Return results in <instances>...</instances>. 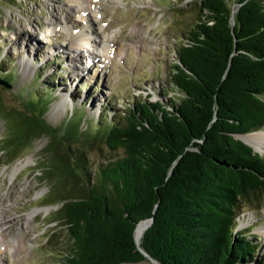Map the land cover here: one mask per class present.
<instances>
[{"label":"trees","instance_id":"1","mask_svg":"<svg viewBox=\"0 0 264 264\" xmlns=\"http://www.w3.org/2000/svg\"><path fill=\"white\" fill-rule=\"evenodd\" d=\"M194 7L199 20L178 44L171 72L183 95L171 108L141 101L118 120L83 129L82 114L72 122L78 113L48 122L44 95L16 108L0 93L6 130L10 114L17 120L14 151L1 147L6 164L49 137L43 181L60 178L48 200L61 202L56 219L72 241L57 264H258V246L237 231V217L243 201L264 204V153L240 137L264 130V0ZM103 141L124 151L93 173L88 152ZM147 218L139 245L135 229Z\"/></svg>","mask_w":264,"mask_h":264},{"label":"rangeland","instance_id":"2","mask_svg":"<svg viewBox=\"0 0 264 264\" xmlns=\"http://www.w3.org/2000/svg\"><path fill=\"white\" fill-rule=\"evenodd\" d=\"M194 1L100 0L91 4V0H0V78H5L1 76L5 73L9 76L5 78L8 85L0 84V93L6 104L16 108L23 107L32 93L44 95L51 100L48 122L59 126L78 113L72 122L82 114L83 129L92 125L96 130L98 124L118 120L117 112L141 101L159 100L171 108L172 99L180 101L183 95L174 87L171 72L178 44L199 20ZM82 3L97 9L85 26L83 9L77 6ZM97 12L104 16L103 22ZM91 25L98 29L92 34L98 41L86 47L79 43L85 57L69 55L71 34L80 35V26L88 29ZM88 47L94 51L91 57L87 56ZM56 51L59 57L54 60ZM47 59V68L42 67ZM107 111L110 114H105ZM16 121L10 114L6 130V121L0 117V264H57L72 241L63 221L56 219L61 202L48 200L58 193L60 178L52 179V175L43 181L46 172L41 166L50 161L44 153L49 137H40L20 158L6 164L7 155H2L1 147L8 153L14 151ZM259 148L264 153V147ZM123 151L111 149L105 141L96 144L88 152L93 173L103 160ZM17 165L20 168L14 172ZM54 182L57 186L50 191ZM239 209L237 231L254 239L258 246L254 261L261 264L264 204L257 208L243 201Z\"/></svg>","mask_w":264,"mask_h":264},{"label":"bare ground","instance_id":"3","mask_svg":"<svg viewBox=\"0 0 264 264\" xmlns=\"http://www.w3.org/2000/svg\"><path fill=\"white\" fill-rule=\"evenodd\" d=\"M94 31H96V28H88V29H85V30H82L81 34L78 36H72L71 37V41L68 42V44H70V47L71 48H78L76 43L78 42V44L80 43L81 46H84L86 47V45L92 40L91 37H88L89 34H92V33H95ZM32 36V35H31ZM94 39L96 37H93ZM93 39V40H94ZM94 42L96 43V40H94ZM88 57H91L92 56V53H94V51H90V49H88ZM74 51V50H73ZM81 51H75V54L76 56H80L81 58L82 57H85V53H81ZM88 57H87V60H88ZM86 60V61H87ZM82 62L84 63V61L82 60ZM85 64V63H84ZM87 66H90L89 64H85ZM58 102V101H57ZM56 102V103H57ZM56 103L54 105H56ZM246 142H248L249 144H251L252 146L254 147H264V130H260V131H256V132H251V133H247V134H243V135H240ZM22 163V162H21ZM20 168V165H17L15 167V170H13L14 172L17 171L18 169ZM46 210L49 209V208H45ZM1 218V217H0ZM1 220V219H0ZM3 222V221H2ZM4 223V222H3ZM3 223L1 224V227L3 225ZM146 225H147V221H143L141 222L138 227H137V230H136V237L139 239L141 238V236L143 235L145 229H146ZM21 249V248H20Z\"/></svg>","mask_w":264,"mask_h":264},{"label":"water","instance_id":"4","mask_svg":"<svg viewBox=\"0 0 264 264\" xmlns=\"http://www.w3.org/2000/svg\"><path fill=\"white\" fill-rule=\"evenodd\" d=\"M0 84L8 85V82L5 81L4 79H1V78H0ZM258 131H260V130H258ZM240 137H241V136H240ZM241 138H242V137H241ZM143 221H147V225H146V228H147V227H149V226L152 224V222H153V218H147V219H144V220H141L140 222H138V224H137V226H136V229H135V235H136V230H137L138 225H139L141 222H143ZM136 240H137L138 244L140 245L141 238L138 239V238L136 237ZM145 253L149 256V254H148L147 252H145ZM156 264H159V263L156 262Z\"/></svg>","mask_w":264,"mask_h":264}]
</instances>
